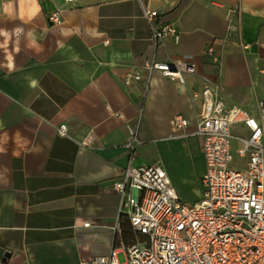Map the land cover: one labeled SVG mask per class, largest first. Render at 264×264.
I'll return each instance as SVG.
<instances>
[{"label": "crops", "instance_id": "0c3cea01", "mask_svg": "<svg viewBox=\"0 0 264 264\" xmlns=\"http://www.w3.org/2000/svg\"><path fill=\"white\" fill-rule=\"evenodd\" d=\"M56 9L59 26L49 21ZM145 10L158 11L157 28L177 30L157 61L197 66L184 84L159 71L148 87L125 84L132 70L146 77L153 54ZM261 71L264 0H0V248L9 255L0 264L109 255L126 224L113 183L130 162L163 167L181 202L202 200V141L173 118L194 131L203 78L220 85L217 99L257 117Z\"/></svg>", "mask_w": 264, "mask_h": 264}, {"label": "built area", "instance_id": "2783aa9c", "mask_svg": "<svg viewBox=\"0 0 264 264\" xmlns=\"http://www.w3.org/2000/svg\"><path fill=\"white\" fill-rule=\"evenodd\" d=\"M158 15V11L144 12L151 25L153 54L141 67L145 78L139 69L126 74L128 86L145 81L148 87L155 71L181 84L186 75L196 74L197 66L188 60L157 61L160 44L178 37L173 24L155 26ZM49 21L61 25L62 12L52 11ZM207 54L219 63L212 49ZM203 84L202 110L194 131H189V121L183 116L173 118L177 132L202 141L206 162L202 200L181 202L163 167L130 162L113 190L120 196L118 221L129 225L133 237L125 240L121 225L109 255L80 264H264V100L255 117L217 99L220 85L208 78H203ZM59 134L68 136L66 126L59 128ZM120 252L123 263L118 259Z\"/></svg>", "mask_w": 264, "mask_h": 264}, {"label": "trees", "instance_id": "16d2710c", "mask_svg": "<svg viewBox=\"0 0 264 264\" xmlns=\"http://www.w3.org/2000/svg\"><path fill=\"white\" fill-rule=\"evenodd\" d=\"M122 229H123V238L125 240L131 239L133 237L131 232H130L129 225L127 223L122 224Z\"/></svg>", "mask_w": 264, "mask_h": 264}, {"label": "water", "instance_id": "95a60500", "mask_svg": "<svg viewBox=\"0 0 264 264\" xmlns=\"http://www.w3.org/2000/svg\"><path fill=\"white\" fill-rule=\"evenodd\" d=\"M137 195L136 190H133V197L135 198ZM9 255L2 249L0 248V259H3V261H5V259L8 257Z\"/></svg>", "mask_w": 264, "mask_h": 264}, {"label": "rangeland", "instance_id": "374dc122", "mask_svg": "<svg viewBox=\"0 0 264 264\" xmlns=\"http://www.w3.org/2000/svg\"><path fill=\"white\" fill-rule=\"evenodd\" d=\"M118 259H119V261H120L121 263H123V262L125 261V257H124L123 254H120V255L118 256Z\"/></svg>", "mask_w": 264, "mask_h": 264}]
</instances>
